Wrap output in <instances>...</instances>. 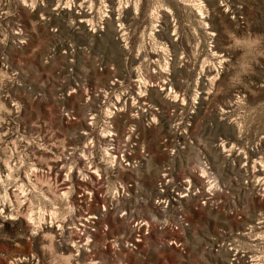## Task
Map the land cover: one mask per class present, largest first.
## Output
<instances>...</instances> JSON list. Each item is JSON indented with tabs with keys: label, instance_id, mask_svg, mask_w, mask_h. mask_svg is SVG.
I'll list each match as a JSON object with an SVG mask.
<instances>
[{
	"label": "rangeland",
	"instance_id": "rangeland-1",
	"mask_svg": "<svg viewBox=\"0 0 264 264\" xmlns=\"http://www.w3.org/2000/svg\"><path fill=\"white\" fill-rule=\"evenodd\" d=\"M0 264H264V0H0Z\"/></svg>",
	"mask_w": 264,
	"mask_h": 264
}]
</instances>
